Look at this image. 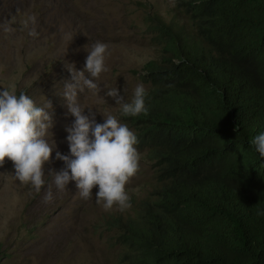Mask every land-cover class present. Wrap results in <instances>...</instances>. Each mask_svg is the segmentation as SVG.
Returning <instances> with one entry per match:
<instances>
[{"label": "trees", "instance_id": "16d2710c", "mask_svg": "<svg viewBox=\"0 0 264 264\" xmlns=\"http://www.w3.org/2000/svg\"><path fill=\"white\" fill-rule=\"evenodd\" d=\"M177 10L145 17L161 52L139 75L148 114L126 121L157 185L107 222L120 264H264V159L250 147L264 132V0Z\"/></svg>", "mask_w": 264, "mask_h": 264}, {"label": "rangeland", "instance_id": "374dc122", "mask_svg": "<svg viewBox=\"0 0 264 264\" xmlns=\"http://www.w3.org/2000/svg\"><path fill=\"white\" fill-rule=\"evenodd\" d=\"M178 2L0 0V90L25 91L37 105L50 101L52 138L57 150L67 155L65 128L74 119L67 114L62 97L63 86L71 79L68 70L73 66L83 70L86 48L97 41L105 43L109 70L97 82L105 91L116 86L129 99L137 84L143 83L139 75L144 65L161 52L145 24L147 13L170 20L181 15ZM78 100L93 108L97 123H103L102 115L112 114L127 124L115 101L103 91L97 96L85 90ZM48 139L51 143V134ZM138 152L139 171L126 185L131 207L124 211L115 206L105 211L98 205V186L88 200L80 197L73 181L58 189L49 171L59 172L64 164L54 159L55 152L52 163L45 165V185L38 192L15 179L13 164L5 158L0 167L2 264H120L116 232L107 222L128 217L157 185L154 161L146 152ZM48 192L51 200L45 199Z\"/></svg>", "mask_w": 264, "mask_h": 264}, {"label": "clouds", "instance_id": "9594fccd", "mask_svg": "<svg viewBox=\"0 0 264 264\" xmlns=\"http://www.w3.org/2000/svg\"><path fill=\"white\" fill-rule=\"evenodd\" d=\"M35 35V33H33ZM73 38V37H72ZM88 53L83 70L74 66L68 70L71 79L63 86L62 97L67 114L73 117L65 128L67 155L57 150L52 138L53 119L51 102L37 103L25 91L17 93L15 87L0 90V167L5 158L12 162L17 181L30 185L37 192L45 185V165L62 161L59 172L50 170L58 189H65L70 181L82 199H92V189L98 186L95 202L105 211L115 206L119 211L131 207L126 185L139 171L140 154L136 145L138 138L126 123L112 114L102 115L103 123H97L92 107L82 106L78 97L88 90L99 96L111 97L123 117L147 115V90L143 83L137 84L131 97L121 96L117 87L101 88L99 80L109 69L106 65L108 46L95 42L86 48ZM87 109V114L86 110ZM51 134V143L48 136ZM250 147L264 159V132L255 135ZM46 200L52 199L48 192Z\"/></svg>", "mask_w": 264, "mask_h": 264}]
</instances>
